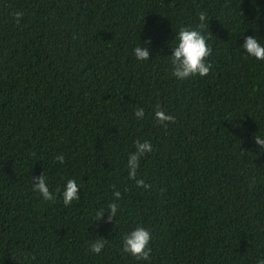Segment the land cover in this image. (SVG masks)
Instances as JSON below:
<instances>
[{
    "label": "trees",
    "instance_id": "obj_1",
    "mask_svg": "<svg viewBox=\"0 0 264 264\" xmlns=\"http://www.w3.org/2000/svg\"><path fill=\"white\" fill-rule=\"evenodd\" d=\"M181 27L206 37L204 77L171 75ZM243 35L264 43V0H0V264L264 258V150L253 139L264 134V61L240 49ZM157 110L172 119L162 126ZM137 141L152 145L139 187L127 168ZM43 174L50 201L32 187ZM69 178L79 199L66 206ZM117 191L116 216L98 219ZM136 226L151 233L147 261L122 250Z\"/></svg>",
    "mask_w": 264,
    "mask_h": 264
},
{
    "label": "clouds",
    "instance_id": "obj_2",
    "mask_svg": "<svg viewBox=\"0 0 264 264\" xmlns=\"http://www.w3.org/2000/svg\"><path fill=\"white\" fill-rule=\"evenodd\" d=\"M205 19V14L200 13L199 20L203 22ZM200 27L202 28L203 24ZM149 43L150 40H146L144 45L139 43L133 47L132 53L137 62L148 60L149 48L147 45ZM168 46L170 49L168 57L172 66L171 75L173 78L178 81H184L191 77H204L208 74L210 64L206 58L210 55L211 48L201 31L191 27H181L176 31ZM240 49L246 53V56L256 61H264V43H261L256 36L243 35V43L240 45ZM134 115L137 119L142 118L144 115L143 108L136 109ZM154 119L163 126L172 117L157 110L154 112ZM253 139L258 149L264 150V134H256L253 136ZM151 150L152 145L148 141H137L135 143V151L130 153L127 158L130 179H135L139 158ZM55 161L63 164V154H58L55 157ZM33 181V190L38 192L43 200L50 201L55 198V193L49 191L44 174L33 178ZM135 184L139 187L144 184V181L143 179H135ZM78 189L79 186L74 179L69 178L65 180L63 190L60 192L64 205L67 206L79 199ZM120 195L118 191L113 193L114 200L107 205V211L103 208L97 211L96 215L98 219L107 213L108 222H111L112 218L117 214L118 205L115 201L120 199ZM150 241L151 233L149 230L142 226H136L122 236V250L137 261H147L151 251L149 247ZM103 244L104 241L102 240L93 241L89 245L90 251L92 253H99L103 248ZM257 264H264V258L258 257Z\"/></svg>",
    "mask_w": 264,
    "mask_h": 264
}]
</instances>
